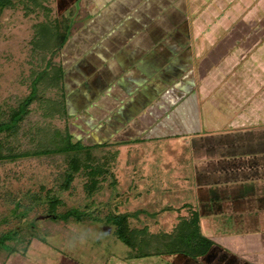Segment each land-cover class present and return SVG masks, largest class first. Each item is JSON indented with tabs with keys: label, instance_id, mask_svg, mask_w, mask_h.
<instances>
[{
	"label": "rangeland",
	"instance_id": "1",
	"mask_svg": "<svg viewBox=\"0 0 264 264\" xmlns=\"http://www.w3.org/2000/svg\"><path fill=\"white\" fill-rule=\"evenodd\" d=\"M194 2L40 0L42 7H36L20 0L0 13V121L27 96L35 73L47 60L51 66L61 63L65 70L70 114L67 117L58 109L48 110L50 100L62 102L63 96L61 89L46 87L31 102V114L14 136L0 132L3 152L8 147L16 151L37 149L46 131L63 129L68 123L75 139L85 143L139 136L135 142L120 145L111 168L113 176L107 175L91 196L83 188L85 177L81 173L69 189L59 188L65 167L60 159L26 156L1 160L0 237L4 240L0 264H264V255H233L223 249L196 260L182 253L131 258V250L104 221L108 212L118 210L130 213L131 225L145 224L155 232L169 230L178 213L186 212L171 211L186 189L180 183L174 188V181L167 176L171 170H164L161 163L142 164L150 151L144 152L140 141L165 131L166 124L179 132L184 127L183 116L189 121L200 120L202 126H220L221 111L213 110L207 117L208 108L206 111L202 104L200 109H186L184 115L181 102L197 89L202 92L201 87H207L218 74L223 76L211 64L225 50V43L246 40L249 46L257 38L256 32L264 31V0ZM70 3L77 6L71 35L59 51H45L40 57V49L33 43L38 24L53 20ZM218 87H212L211 101L221 97L223 85ZM154 152L157 155L158 149ZM161 155L160 160H165ZM152 168H163L162 177L152 173ZM162 183L170 188L165 195L159 193L165 192L158 187ZM49 195L59 198L58 213L70 208L90 210L104 202L110 205L107 210H95V219L41 218L48 214ZM165 205L170 208H163ZM15 227L17 234L12 231Z\"/></svg>",
	"mask_w": 264,
	"mask_h": 264
},
{
	"label": "crops",
	"instance_id": "2",
	"mask_svg": "<svg viewBox=\"0 0 264 264\" xmlns=\"http://www.w3.org/2000/svg\"><path fill=\"white\" fill-rule=\"evenodd\" d=\"M256 33L249 46L246 40L224 42L225 50L211 64L223 76L218 74L207 87H201L202 92L197 89L181 102L184 115L186 109H200L202 104L206 111L208 108L207 117L213 110L221 111L220 126H202L200 120L189 121L183 116L184 127L179 132L166 124L165 131L140 141L144 152L150 151L142 164L161 163L164 170H171L167 176L174 181V188L180 183L186 189L176 209L171 210L186 212L178 213L172 228L163 231L170 232L181 218L196 211L201 232L213 242L205 255H215L218 249L233 255H264V31ZM219 83L223 85L221 97L211 101L212 87L219 88ZM206 88L211 91L204 92ZM161 154L165 160H160ZM162 169L152 173L162 177ZM168 177L165 179L170 180ZM167 185L158 186L165 191L160 190L161 195L170 190Z\"/></svg>",
	"mask_w": 264,
	"mask_h": 264
},
{
	"label": "trees",
	"instance_id": "3",
	"mask_svg": "<svg viewBox=\"0 0 264 264\" xmlns=\"http://www.w3.org/2000/svg\"><path fill=\"white\" fill-rule=\"evenodd\" d=\"M14 1L20 2V0H0V13L5 8L14 7ZM21 1L42 7L40 0ZM76 7L75 4L70 3L68 8L57 13L53 20L38 24V31L35 33L33 43L34 48L40 49L38 51L40 57L44 56L45 51H51L53 54L65 45L71 35ZM41 84L44 87H41ZM48 86L61 89L63 96L62 102L50 100L51 105H49L48 110L55 112L58 109L62 114L69 117L65 93V70L61 63L57 66H51V61L47 60L45 65L35 73L27 96L19 101L16 107L10 109L5 120L0 121V132L6 131L7 137L14 136L19 130V124L29 118L31 102L39 98L40 91L45 90ZM45 135L41 146L30 151H16L8 147L3 152L2 142H0V161L26 156H46L52 159H60L65 167L60 174L59 188L62 190L69 189L75 176L81 173L85 177L83 188L88 196L93 195L101 188V184L107 175L113 176L111 168L118 156V146L130 141L135 142L139 138L138 136L132 140H99L93 143H85L81 139H75L70 131L69 123L63 129L52 128L46 131ZM46 202L49 217L64 221L70 217L81 221L85 216L95 219L97 218L94 214L95 210L102 208L107 210V206L110 205L109 202H104L90 210L70 208L58 213L55 209L60 202L58 197L49 195ZM129 214L118 210L111 211L106 214L104 221L113 226L114 236L131 250L129 255L131 258L182 253L197 259L204 256L213 244L212 240L201 232L199 216L196 211L191 212L187 218H181L170 232L163 230L152 232L145 224L133 226ZM12 231L15 234L18 233L16 227ZM3 240L0 237V244L3 243Z\"/></svg>",
	"mask_w": 264,
	"mask_h": 264
},
{
	"label": "water",
	"instance_id": "4",
	"mask_svg": "<svg viewBox=\"0 0 264 264\" xmlns=\"http://www.w3.org/2000/svg\"><path fill=\"white\" fill-rule=\"evenodd\" d=\"M49 215L47 214V215H43V216H40L41 218H43V217H48Z\"/></svg>",
	"mask_w": 264,
	"mask_h": 264
}]
</instances>
